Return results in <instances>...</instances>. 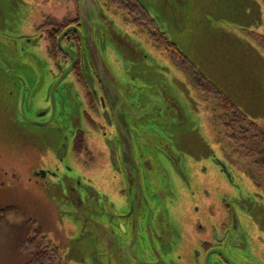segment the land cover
I'll use <instances>...</instances> for the list:
<instances>
[{
	"label": "rangeland",
	"instance_id": "rangeland-1",
	"mask_svg": "<svg viewBox=\"0 0 264 264\" xmlns=\"http://www.w3.org/2000/svg\"><path fill=\"white\" fill-rule=\"evenodd\" d=\"M98 1L111 31L141 49L147 58L135 67L122 62L107 36L101 42L102 52L119 81L133 88H148L142 81L150 72V84L166 89L178 103L179 120L175 113H164L162 119L166 117L171 127L175 123L172 132L180 137V145L191 149V154L199 146L219 158L222 153L231 156L236 146L225 141L224 133L221 137L219 127L214 126L216 118L223 122L224 113L213 97L195 91L189 73L158 51L133 19L112 7L107 12L105 0ZM181 1L182 4H176L173 0H151L149 14L196 69L247 119L264 130V51L256 41H251L252 34L260 33L257 4L253 0ZM68 5L62 0H0V38L4 39L0 42V210H15L0 228V264H25L29 260L28 252L20 250L28 221L29 226L40 229L50 249L58 250L53 264L98 263L93 260L95 253L86 238L79 240L80 230L67 216L66 207L53 200V185L47 188V182L36 177L37 171H53V51L43 33L52 29L53 16L60 20L70 15ZM164 15L169 17L158 21ZM261 29L264 31V25ZM2 44L7 48H1ZM130 70H134V80ZM72 79L70 75L65 80ZM155 90L149 91L160 97ZM42 111L47 113L39 119ZM215 141L223 143L216 147ZM62 142L61 137L58 145ZM230 159L236 161L240 186L248 192L250 183L240 173L243 166H248V159L242 154ZM86 166L88 169L80 162L83 174L99 184L101 171ZM217 172L212 170L203 181L215 183L221 195L225 190L223 176ZM186 209L184 206V214L191 211L190 205ZM185 220L190 221L187 233L193 237L194 218L189 216ZM194 246L191 240L189 250Z\"/></svg>",
	"mask_w": 264,
	"mask_h": 264
},
{
	"label": "flooded vegetation",
	"instance_id": "flooded-vegetation-1",
	"mask_svg": "<svg viewBox=\"0 0 264 264\" xmlns=\"http://www.w3.org/2000/svg\"><path fill=\"white\" fill-rule=\"evenodd\" d=\"M62 1L69 4L70 15L60 20L53 16L52 29L43 33L53 51V171H37L36 176L47 182V188L53 185V200L66 207L76 224L74 203L80 200L87 205L93 199L90 209L98 215L91 217L108 224L109 242L114 240L121 248L116 263L264 264V130L242 114L246 123L237 120L240 136L235 140L225 134L224 122L217 118L213 122L221 137L224 133V140L236 146L231 156L242 154L248 159V166L239 170L250 183L246 192L239 183L236 161L228 153L219 158L198 146L191 154L172 132L175 123L171 127L159 112L140 120L119 118L116 123L118 109L111 104L109 92L89 60L81 57L77 0ZM253 1L261 26L251 41L264 51V0ZM105 7L108 12L110 7L106 3ZM47 58L51 60L48 54ZM86 65L88 81L82 71ZM70 75L73 79L67 82ZM198 93L212 96L217 104L216 96ZM127 103L135 109L132 101ZM46 113L40 112L39 119ZM176 117L179 120V113ZM249 124L255 129L250 131ZM61 137L64 143L58 145ZM81 161L86 169L87 164L101 171L100 185L83 174ZM212 170L223 176L221 195L215 183L203 181ZM188 205L191 211L184 214ZM189 216L194 218L193 237L187 233ZM186 233L195 244L191 250Z\"/></svg>",
	"mask_w": 264,
	"mask_h": 264
},
{
	"label": "water",
	"instance_id": "water-1",
	"mask_svg": "<svg viewBox=\"0 0 264 264\" xmlns=\"http://www.w3.org/2000/svg\"><path fill=\"white\" fill-rule=\"evenodd\" d=\"M150 1L151 0H137L138 4L148 13L150 11L148 6ZM163 1L165 3V0ZM173 1L176 4H182L181 0ZM77 3L79 8L80 30L76 31L81 44V57L83 61L84 59L89 60L100 84L105 91L109 92L108 98L111 104H113L114 108L118 109L116 111L114 109L116 123L119 118L127 120V117H131L134 120H140L148 114L151 115L157 112H159L160 115H163V113H175L177 116L179 111L176 109L178 103H176L175 98L172 94H168L166 89H160L157 86L150 84V72L146 73L145 80L142 81L148 85V88H133L131 85L119 81L105 60L101 42H103L108 36L116 48L115 53L120 57L122 62L124 61L134 67L141 66L144 63L147 59L146 55H144L145 53L129 43L126 38L111 31L109 25L104 22L105 17L102 13L103 9H101L98 0H77ZM165 6L167 5L165 4ZM165 16L167 15H164L158 21L162 22L163 19H166ZM155 20H157V18H155ZM180 26L181 25H179V29ZM98 38L100 40H98ZM2 40L4 39L0 38V42H2ZM169 42L178 48L174 41L169 40ZM1 48L6 49L7 47L5 44H2ZM86 68L87 65L82 71L84 78L88 81V76L90 75H88V68L87 72L85 71ZM130 74L132 75V80H134V70H130ZM150 89H156L159 92L160 97H154L156 94L155 92H150ZM127 99L132 101L134 107L136 106L134 110H130ZM119 132L120 131L118 130V133ZM129 154V157L132 158L133 154L131 150ZM86 201L88 200L86 199ZM93 202L94 200L91 199L87 202V205L81 203L80 200L74 203L73 216L78 229L80 230L79 240L86 238L93 248V252L95 253L93 256L95 258H93V260L95 261V259H97L98 263L95 261L97 264H122L120 262L116 263L117 259H115V256L120 257V252L117 250H120L121 248L117 247L112 242L114 240L109 242L107 238L109 232H106L105 230L108 224H103L98 218L91 217V215H98V213H94L90 209ZM129 262L130 261L128 260L125 263L130 264Z\"/></svg>",
	"mask_w": 264,
	"mask_h": 264
},
{
	"label": "trees",
	"instance_id": "trees-1",
	"mask_svg": "<svg viewBox=\"0 0 264 264\" xmlns=\"http://www.w3.org/2000/svg\"><path fill=\"white\" fill-rule=\"evenodd\" d=\"M105 3L108 7L115 8L133 19L135 25L146 32L149 41L153 43L158 51L167 56L177 67L186 70L191 77V83L195 91L217 97V107L224 113L222 120L223 122L225 120V134L237 140L240 136L236 127V124L240 123L237 120L241 119L243 120L241 123H246V121L244 122L242 113L182 55L176 46L169 42V39L159 30L149 13L136 0H105ZM227 117L229 119H226ZM248 128L251 131L255 129V126L249 124ZM248 134L249 136L251 135L249 132ZM242 139L244 138L241 137L239 140ZM13 211H15L13 208L0 210V228L6 223V217ZM30 224L31 222L28 221L25 226L24 239L20 244V250L29 254V260L25 264H53L58 259V250L56 248L50 249L46 245L45 238L40 229L33 228V225L29 226Z\"/></svg>",
	"mask_w": 264,
	"mask_h": 264
}]
</instances>
